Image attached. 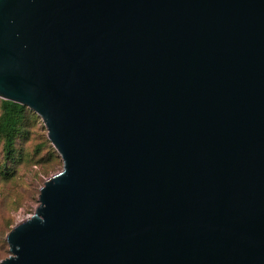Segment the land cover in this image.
Segmentation results:
<instances>
[{"label":"water","instance_id":"95a60500","mask_svg":"<svg viewBox=\"0 0 264 264\" xmlns=\"http://www.w3.org/2000/svg\"><path fill=\"white\" fill-rule=\"evenodd\" d=\"M0 98L64 163L2 264H264V0H0Z\"/></svg>","mask_w":264,"mask_h":264},{"label":"rangeland","instance_id":"374dc122","mask_svg":"<svg viewBox=\"0 0 264 264\" xmlns=\"http://www.w3.org/2000/svg\"><path fill=\"white\" fill-rule=\"evenodd\" d=\"M63 165L42 117L33 110L24 121L13 158L0 139V264L12 254L6 239L8 232L35 212L40 188Z\"/></svg>","mask_w":264,"mask_h":264},{"label":"trees","instance_id":"16d2710c","mask_svg":"<svg viewBox=\"0 0 264 264\" xmlns=\"http://www.w3.org/2000/svg\"><path fill=\"white\" fill-rule=\"evenodd\" d=\"M30 112L27 106L0 98V139L10 158H13L17 138L22 134L24 121Z\"/></svg>","mask_w":264,"mask_h":264}]
</instances>
